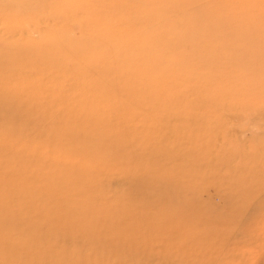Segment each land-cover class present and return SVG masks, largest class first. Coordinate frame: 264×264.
<instances>
[{"label": "rangeland", "instance_id": "rangeland-1", "mask_svg": "<svg viewBox=\"0 0 264 264\" xmlns=\"http://www.w3.org/2000/svg\"><path fill=\"white\" fill-rule=\"evenodd\" d=\"M24 1L0 264H264V0Z\"/></svg>", "mask_w": 264, "mask_h": 264}, {"label": "bare ground", "instance_id": "bare-ground-1", "mask_svg": "<svg viewBox=\"0 0 264 264\" xmlns=\"http://www.w3.org/2000/svg\"><path fill=\"white\" fill-rule=\"evenodd\" d=\"M25 3H28L29 2V0H25L24 1ZM158 3V2H157ZM16 4V3H15ZM168 28H170V29H173V28H171V26L170 27H168ZM162 33H164V34H168V33H165L164 31L162 32ZM161 34V33H160ZM170 35V33L168 34V36ZM171 49V48H170ZM0 91L3 93V94H7V93H5V92H3V89H2V87H1V84H0ZM8 95V94H7ZM6 97H8V96H6ZM62 125H64V124H62ZM61 125V126H62ZM60 126V127H61ZM65 126H67V125H65Z\"/></svg>", "mask_w": 264, "mask_h": 264}]
</instances>
